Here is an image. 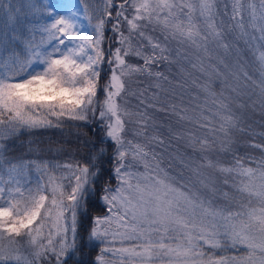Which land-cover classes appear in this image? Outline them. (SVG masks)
I'll return each instance as SVG.
<instances>
[{"label":"snow or ice","instance_id":"obj_1","mask_svg":"<svg viewBox=\"0 0 264 264\" xmlns=\"http://www.w3.org/2000/svg\"><path fill=\"white\" fill-rule=\"evenodd\" d=\"M101 11L93 24L88 0H0V139L22 130L60 126L63 120L92 118L99 119L106 135L83 162L45 164L44 169H52V174L47 182L38 180L35 187L21 184L26 165L6 160L0 144V264H52L53 260L54 264H85L78 254L82 256L93 242H98L97 247L104 245L95 264H105V253L136 264H156L162 258L168 264H202L204 260L208 264H264V159L254 166L237 159L225 167L203 158L194 167L176 156L172 160L181 170L171 173L163 167V153L149 147L165 142L159 135L149 136L156 129L146 108L154 107L188 126L175 138L193 151H208L217 138L227 151L230 130L239 126L229 106L232 97L223 89L217 93L210 81L193 79V86L204 94L203 103L197 102V93L192 107L183 104V97L180 103L165 106L152 102L159 101L158 92L147 100L145 90L130 87L139 76L154 78L158 89L160 80H168L158 69L162 62H172L169 40L202 53L191 63L192 69L205 76H221L218 65L225 69L229 65L218 50L228 54L232 43L227 34L238 31L258 67L256 86L264 104V0H259L258 7L256 0H232L230 14L225 8L231 21L228 26L216 23V0H104ZM193 13L203 19L205 28L193 21ZM82 20L90 31H84ZM109 24L117 47L106 55L102 45ZM148 26L161 31L164 43L144 31ZM37 33L43 37L39 43ZM129 57L142 63H131ZM105 63L110 77L101 89ZM232 75L236 81L241 75L250 79L243 69ZM223 87L237 91L226 81ZM129 95L137 96L144 110L129 109ZM133 121L140 126L135 135L145 143L127 138V125ZM198 129H208L213 142L198 136ZM109 148L114 149L108 158L112 169L108 182L99 188L106 215L94 217L86 236L80 237L78 215L86 208L87 197L96 192L103 172L100 165ZM137 164H143L144 170ZM60 168L68 174L57 179ZM184 168L192 173L187 180ZM203 168L235 175L237 191L247 196V205L235 212L216 208L193 191V177L211 186ZM205 246L236 254L206 257Z\"/></svg>","mask_w":264,"mask_h":264},{"label":"rangeland","instance_id":"obj_2","mask_svg":"<svg viewBox=\"0 0 264 264\" xmlns=\"http://www.w3.org/2000/svg\"><path fill=\"white\" fill-rule=\"evenodd\" d=\"M180 2H188L195 3L197 0H177ZM218 15L216 16V23L219 25L221 21L224 22L225 26L231 24L229 19V15L225 13V8L227 7V11L230 14L231 12V3L232 0H216ZM257 7L259 4V0H256ZM104 6V0H95L94 3H91L88 0L89 12L92 16V23L96 22V17L98 15H102V8ZM187 11V10H185ZM127 15L131 16V9H129ZM193 21L198 24V26L203 29L206 25L203 22L202 18H199L196 13L192 14ZM81 24L83 25L84 31H90V27L86 21L82 20ZM126 27V25H125ZM111 25H107L105 31L108 32V37L110 38L105 42V34L104 41L102 47L105 50V54L107 55L109 49H114L117 47L115 41V33L110 31ZM251 31V29H248ZM144 31L156 38L160 39L162 43H164L161 31L157 28V30L153 31L152 26H148L144 29ZM228 40L232 43V47L229 50L228 54H225L223 49L218 50L221 57L226 61L229 65V69H225L223 65H218L219 70L221 72V76L217 77L215 74L210 76H205L197 70L192 69L191 63L197 62V56H202V53H199L195 48L186 45L179 44L176 41L169 40L167 42V47L171 52L172 62H162L159 71L163 72L164 75L168 77V80H160L159 81V89L156 87L157 81L154 78H149L147 76H139L134 77L133 82L130 84V87L133 91H139L141 89L145 90V98L147 100H151L152 92H158L159 101H152L156 104H162L167 106L172 102L180 103V98L183 97V104L192 107L193 97L199 93V98L197 100L198 103H203L204 94L200 92V90L193 86L192 80L196 79L198 83H205L210 81L212 88L219 93L222 89L224 90L226 95L232 97L229 101V106L231 108L232 113L235 115L238 120V127H233L230 130L228 137V150H222L221 143L223 141L217 138L213 142V135L208 129H198L197 135L206 137L212 143V147L205 152L193 151L192 148L188 147L184 140H177L175 138V134H183L185 131L189 130L188 126L183 122H177L175 116H173L170 112L159 111L157 108L148 107L146 108L148 116L150 119V124H152L156 131H149V136L151 135H159L163 137L164 144L159 145L156 143H150L149 147L154 148L155 151L164 155V164L163 167L166 168L171 173H179L180 166L176 160H172L173 157L179 156L182 157L187 163L192 166H198L203 158H211L212 160L219 161L222 166L228 167L231 166L228 162L230 159L240 160L245 163L250 161L248 158L250 155L248 152L251 150V144L254 143V139L259 136L261 139L264 135V104L261 102V97L259 95V88L256 86V82L259 81V71L258 67L253 65V55L252 51L248 44L245 43L244 39L239 38L238 31L228 32ZM43 39L41 34L37 33L35 36V40L39 43ZM145 45L147 41H144ZM150 51V49H147ZM131 63H142V61L138 60L136 57L128 58ZM241 69L246 71L249 74L250 79L245 80L241 75L239 81H236L233 77L232 73H241ZM154 71L157 70L154 66ZM110 77V69L109 66L105 63L101 66V74H100V85L101 89L104 83ZM227 82L230 86L237 88V91L233 92L230 89L224 88V82ZM255 81V82H254ZM100 98H103L102 91L98 93ZM128 108L131 110H136L140 108L144 110L145 106L139 104V99L137 96L129 95L127 97ZM99 119L97 118V121ZM63 121H71V120H63ZM73 124L81 121H71ZM57 126H52L51 128H56ZM139 125L133 121L127 125V138L131 140H137L141 143H145L143 137H139L135 135V131L139 129ZM42 128V127H39ZM37 129V128H34ZM96 133L101 135L104 133V138L102 136L101 139H106L105 131L103 125L99 121V127H97ZM75 134H71L69 138L64 139L60 146V148L54 147L53 144H48L46 141L43 142L37 148L30 147L28 155L22 161L26 167L23 170L22 175L20 176L21 184L25 187L32 186L35 187L37 181L47 182L49 175L52 174V169H44L45 164L49 165H63V164H75L71 160L76 158L78 155H86L85 151L90 150V138L74 132ZM60 135V134H59ZM78 135V136H77ZM61 136V135H60ZM96 137V138H97ZM112 150V153L114 149ZM44 151V152H43ZM237 151H239V156H234ZM43 152V154H41ZM172 161L171 164L169 161ZM234 161V163H235ZM226 162V165L225 163ZM37 165L40 167L38 168ZM136 167L143 171V164H137ZM112 169V167H111ZM204 177H206L210 181V185L214 187H205L204 185L197 182V179L193 177L191 183L195 185L193 191H196L202 194V198H206L211 201L213 206L216 208H230L235 212L238 209H241L242 206H246L248 203V198L246 195H241L239 191H237V186L239 181L236 179L235 175L229 176L227 173L221 174L214 169L203 168L201 169ZM66 170L60 168L56 171L57 179H59L62 175H67ZM183 175L185 180H187L192 173L189 168L183 169ZM108 182V181H106ZM106 182H102L101 185ZM112 186H115V181L111 182ZM100 193V191H99ZM255 205V201H253ZM106 215L100 216L103 217ZM93 221V220H92ZM47 233V227L45 228V234ZM98 242H93V244H97ZM104 247V245H99V253L100 249ZM213 251V249L207 248L205 246L204 254L207 257V251ZM98 253V255H99ZM97 255V256H98ZM105 264H136L135 261H127L123 260L119 257V255H112L111 253H105ZM96 256V257H97ZM95 257V259H96ZM214 258V257H213ZM45 264H49V262L45 261ZM54 264V260L52 261ZM156 264H168L167 258H162L156 261ZM202 264H208L207 260L202 261Z\"/></svg>","mask_w":264,"mask_h":264},{"label":"trees","instance_id":"obj_3","mask_svg":"<svg viewBox=\"0 0 264 264\" xmlns=\"http://www.w3.org/2000/svg\"><path fill=\"white\" fill-rule=\"evenodd\" d=\"M109 39L110 38L108 37V32L105 31L106 44ZM97 127H99V120L97 121V118H92L87 122H76V124H73L71 121H62L60 126H57L53 129L51 127H42L31 130H22L14 135L0 139V144L4 146V156L6 160L13 162H22L28 155L31 146H33V148H37L46 141L48 144H53L54 147L60 148L64 139L67 140V138H69L71 134H75L74 132H77V134L80 132V134H83L84 136L90 138V150L85 151L86 155H78L71 161L73 163H76L77 161L83 162L84 160H87L89 158L90 153L94 154V146L99 143V138L101 136L102 138H104V133L98 135L97 137L98 133H96L97 130H95L97 129ZM262 137L263 138L261 139L259 136H257L254 139V143L251 144V150L248 152V154L250 155L248 159L250 161L246 162V166H254L258 164L262 159H264V135ZM43 152L41 154H43ZM112 154V150L107 151V154L105 155L104 160L100 165L103 169V172L98 182L96 192L87 197L86 208L78 215V236L80 237L86 236L88 230L92 225V220L94 217H100L105 214V206L101 202L99 188L102 182L108 181V174L111 171L112 167V164L108 162V158ZM234 156H239V151H237ZM234 161L235 160H228L231 166L234 165ZM224 163L226 165V162ZM98 253V247L96 246V244L94 245L92 243L88 246L87 249H85L82 256L80 254H78V256L85 262V264H95V257L98 255ZM206 253L207 257L214 258H217L219 255L236 254L235 250L221 251L219 249H213V251L208 250Z\"/></svg>","mask_w":264,"mask_h":264}]
</instances>
